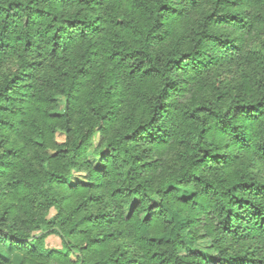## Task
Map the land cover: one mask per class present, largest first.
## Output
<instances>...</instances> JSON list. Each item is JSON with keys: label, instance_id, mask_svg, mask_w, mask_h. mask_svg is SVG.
I'll use <instances>...</instances> for the list:
<instances>
[{"label": "trees", "instance_id": "16d2710c", "mask_svg": "<svg viewBox=\"0 0 264 264\" xmlns=\"http://www.w3.org/2000/svg\"><path fill=\"white\" fill-rule=\"evenodd\" d=\"M7 244L20 264H264V0H0Z\"/></svg>", "mask_w": 264, "mask_h": 264}, {"label": "rangeland", "instance_id": "374dc122", "mask_svg": "<svg viewBox=\"0 0 264 264\" xmlns=\"http://www.w3.org/2000/svg\"><path fill=\"white\" fill-rule=\"evenodd\" d=\"M258 40L262 39V35H257ZM240 62H242L241 64L238 63H232L229 67L225 68L224 70H222L221 73V78L222 79H229L231 77H233L237 71L240 72L241 69H243L244 67H247V62L245 61V59H241ZM59 111L58 113H63L64 110V99L63 98H59ZM57 140L59 142H62L64 140V135L63 134H59V136L57 137ZM97 143V139L95 138L94 142H93V147L96 146ZM88 159L90 161H93L94 163L98 162V158L95 157L92 153V149H90L87 153ZM154 203L158 202L156 199L153 201ZM130 212V207L126 208V213L128 214ZM200 229V228H197ZM205 245L206 243L202 240L199 241L195 244V247L200 249L202 251V254L206 257L209 258H214L215 254L213 252H210L208 250L205 249ZM45 246L47 248H61V240L57 235H50L45 239ZM0 254L3 256L4 260H5V264H20L22 255L14 250L10 244H7L5 246H0Z\"/></svg>", "mask_w": 264, "mask_h": 264}]
</instances>
